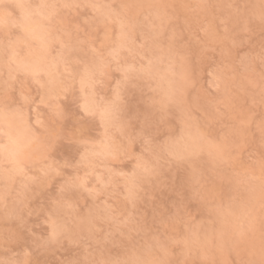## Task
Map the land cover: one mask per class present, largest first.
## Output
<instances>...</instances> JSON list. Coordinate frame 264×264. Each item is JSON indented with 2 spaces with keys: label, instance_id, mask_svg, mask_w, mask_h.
<instances>
[{
  "label": "rangeland",
  "instance_id": "374dc122",
  "mask_svg": "<svg viewBox=\"0 0 264 264\" xmlns=\"http://www.w3.org/2000/svg\"><path fill=\"white\" fill-rule=\"evenodd\" d=\"M29 2L72 5L57 8L51 20L53 30L75 29L81 40L66 75L75 76L81 58L90 60L94 54H108L120 31V23L113 14H119L131 34V50L121 53L126 64L141 65L136 55L141 43L137 36L142 30L156 31L160 43L149 42L146 49L155 61L152 72L143 77L133 76L124 94L126 128L123 132L112 129L110 134L117 144L137 137L147 117L153 123L160 121V135L183 133V144L198 151L194 165L159 158L155 175L140 178L137 196L132 200L128 198L127 185L128 177L137 167V158L150 162L153 156L151 150L142 148L139 139L116 158L99 155L96 152L99 141L87 146L75 139L62 141L50 152L47 163L54 167L75 163L77 167L51 177L46 187L36 186L21 193L22 219L13 214L12 201L7 202V208L0 204V259H25V242L31 243V234L47 235L46 216L50 214L51 198L56 195L59 183L69 175H78L87 178L89 187H104L95 197L76 189L69 194L75 211L59 210L70 221L79 213L76 223L83 236L81 243L62 239L47 249L33 250L29 257L32 264H68L86 258L119 264L137 260H163L166 264H262L264 172L259 164L262 153L259 125L264 121V61L259 54L264 46V25L251 19L260 11L259 0ZM126 4L142 7H120ZM20 18L21 10L15 0H0V22L10 24ZM8 31V26L0 30L5 42L8 37L4 33ZM11 35L23 41L16 58L18 63L23 62L27 58L26 44L33 42V36L23 34L17 27L11 28ZM39 35L37 30L36 36ZM6 60L7 57L0 59V84L8 78ZM184 72L192 75V85L185 86L181 79ZM217 72L219 89L213 83ZM14 75L17 80L22 77L23 94L31 97L26 102L19 88L11 94L16 106L22 107L25 120L31 119L32 124L38 119L46 121L48 113L39 99L42 90L23 71ZM118 75L113 72L102 88H97L100 97L110 94V81ZM69 83L79 88L78 80L69 79ZM207 131H211L214 143H223L222 157L214 150L210 153L201 142L199 134ZM92 135L101 136L103 130L96 126ZM159 142L158 137L156 143ZM17 152L28 176L40 172L44 160L35 145H27L22 134ZM193 166H199L205 180L212 181L211 191L205 193L204 199L196 197L190 182ZM22 179L13 175L9 181L7 175H0V185L8 183L15 197L21 192ZM98 179L105 181L106 186L98 185ZM105 206L115 216H100L99 210ZM90 212L91 223L86 219ZM125 215L130 218L127 225L116 222ZM133 224L138 229L129 232ZM92 225L94 233L89 232ZM15 234L22 239L12 240Z\"/></svg>",
  "mask_w": 264,
  "mask_h": 264
},
{
  "label": "snow or ice",
  "instance_id": "6c2138e0",
  "mask_svg": "<svg viewBox=\"0 0 264 264\" xmlns=\"http://www.w3.org/2000/svg\"><path fill=\"white\" fill-rule=\"evenodd\" d=\"M15 2L21 10L20 20L11 21L10 24L8 21L0 22V30L6 26L9 27V31L4 33L8 37L7 41L5 42L0 37V59L5 60V57H7L8 67V78L3 84H0V175H7L9 181L13 175H19L23 179L21 192L16 193L15 197L9 190L8 183L0 185V204H4L7 208V202L12 201L13 214L22 219L24 199L21 193H27L36 186L46 187L47 181L51 177L60 175L64 169L77 167L75 163L66 162L62 166L56 167L47 163L50 152L64 140L75 139L79 144L85 146L99 141L96 152L106 158H116L121 152H126L135 139H139L142 148L151 150L153 156L150 158V162L145 161L142 157L137 158V167L132 175L128 177L130 183L127 185L128 198L132 200L137 196L140 178H149L155 175L158 167L157 162L162 156L182 165L195 164L194 157L198 150L190 149L183 144V133L180 136L170 135L169 132L160 135V121L153 123L151 119L146 117L138 136L123 140L120 144H117L110 134L112 129L123 132L126 128L123 119L124 94L130 86L133 76L143 77L150 75L152 72L155 61L146 49L149 47V42L153 44L160 43L156 31L151 29L142 30L140 35L137 36L141 43L136 55L142 61L141 65L137 67L134 64H126L121 59V53L126 49L131 50L129 46L131 34L127 31L124 20L119 14H113V17L120 23V31L114 37L113 45L108 54H94L90 60L81 58L75 76L66 75L67 67L73 63V54L81 45V40L75 29L57 27L53 30L51 20L55 17L57 8H68L72 5L47 3L33 5L29 0H15ZM259 5V13L254 14L251 19L258 20L261 25H264V0H259ZM197 6L205 7L206 5L198 4ZM93 7H104L109 10L111 8L108 5H93ZM120 7L122 9H132L142 7V5L126 4ZM12 27L19 28L23 34L33 36V42L26 44L27 58L23 62L18 63L16 59L18 56L17 48L23 41L18 37H12ZM244 29H247V21L244 24ZM37 30L40 33L39 36H36ZM259 55L261 60L264 61V46H262ZM145 57H147L146 61ZM62 66L63 71L61 70ZM18 71H23L42 90L39 99L48 113L46 121L38 119L36 124H32L31 119L26 121L22 107H17L12 99L13 90L19 88L25 101L31 100L30 96L23 94L22 77L17 80L14 75ZM113 72L119 73V75L110 81V94L106 97H100L97 94V88H102ZM69 79L78 80L79 88H76L75 84H70ZM181 79L185 86L192 85L193 77L188 72H184ZM219 79L220 73L217 72L216 79L213 80L217 89L220 87ZM84 93L87 95L85 96ZM29 107L31 108V104H29ZM96 126L103 130V135H92ZM259 129L262 145L259 164L262 172H264V121H261ZM21 134L28 146L35 145L36 150L44 160L40 172L34 176H28L24 172L21 161L17 158ZM199 136L201 142L207 145L210 153L214 150L218 157L223 156L224 145L223 143L213 142L211 131H207L206 134L200 133ZM158 137L160 142L156 143ZM190 182L194 185L197 198L204 199L205 193L211 191L212 181L210 178L205 180L199 166L191 167ZM97 184L106 186L105 181L100 179L97 180ZM76 189H82L95 197L104 190V187H89L87 178L78 175H69L63 178L59 183L56 195L51 198L50 214L46 216L47 235L41 237L32 233L31 243L25 242L24 260L10 257L6 260L0 259V264H32L29 257H31L33 250L47 249L62 239H69L77 244L81 243L83 236L76 223L79 213H76L73 220L70 221L63 217L59 211L65 208L75 211L69 194H74ZM99 213L100 216H115L114 211L107 206L99 210ZM86 219L91 223L93 213L90 212ZM129 219L125 215L116 222L127 225ZM96 222L98 223V220ZM137 229L138 226L133 224L129 232ZM89 232H95L94 225L89 228ZM21 239L22 237L19 234L12 237V240L19 241ZM68 264H119V262L86 258L84 260H72ZM123 264H130V262H123ZM131 264H166V261L145 262L137 260L131 262Z\"/></svg>",
  "mask_w": 264,
  "mask_h": 264
}]
</instances>
